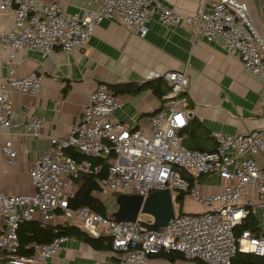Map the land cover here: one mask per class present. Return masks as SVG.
Instances as JSON below:
<instances>
[{
    "label": "built area",
    "instance_id": "1",
    "mask_svg": "<svg viewBox=\"0 0 264 264\" xmlns=\"http://www.w3.org/2000/svg\"><path fill=\"white\" fill-rule=\"evenodd\" d=\"M81 2L82 16L64 11L55 0H0V11L11 14L10 27L0 29L1 47L45 56L55 48L72 51L87 42L95 26L106 18H116L126 29L144 37L149 18L156 15L163 25L179 24L194 36L219 39L224 50L237 56L243 68L260 80L257 107L264 109V37L245 1L208 0V10L193 14H181L159 0ZM91 4L96 7L90 9ZM10 56L0 81V135H8L1 151L7 164L14 166L17 150L9 130L22 124L26 134L39 137L44 120L29 108L18 113L11 93L37 94L44 74L30 70L17 75L14 54ZM147 77H161L170 85L161 107L150 116L149 131L112 122L111 116L123 100L107 84L98 83L77 123L65 136H51L50 148L29 167L33 191L8 194L0 182V264H48L69 236L32 241L25 246L31 254L25 256L18 253L17 229L23 221L37 219L47 225L56 218L93 237L108 235L113 261L104 264H149V256L162 250L177 251L185 260L200 264H231L238 251L264 256V126L237 134L213 132L216 146L212 150L186 148L180 135L189 118L185 106L190 82L185 70L150 71ZM69 148L84 157L68 155ZM87 157H102L107 162L94 164ZM81 174L96 176L105 194H140L145 198L153 191L168 189L173 199L178 193L185 194L203 211L175 212L161 228H151L139 217L116 221L88 206L68 205L67 185ZM206 174H215L223 181L218 192L201 191L196 179ZM256 211L260 213L259 232L244 229L235 234L234 227Z\"/></svg>",
    "mask_w": 264,
    "mask_h": 264
},
{
    "label": "crops",
    "instance_id": "2",
    "mask_svg": "<svg viewBox=\"0 0 264 264\" xmlns=\"http://www.w3.org/2000/svg\"><path fill=\"white\" fill-rule=\"evenodd\" d=\"M38 1L48 3L52 0ZM55 1L66 12L83 15L81 0ZM159 1L181 14L209 9L208 0ZM243 1L247 3L255 27L264 37V0ZM95 7V4L90 5V9ZM10 25L11 14L0 11V29L9 28ZM147 29L146 35L140 37L126 29L116 18H106L95 26L87 42L72 51L55 48L48 56L36 51L4 49L0 45V81L6 75L11 53L14 54L17 75L26 74L30 70L44 74L41 90L37 94L18 91L11 93L12 103L18 113L22 114L25 108H29L33 115L42 117L44 121L42 135L39 137L26 134L22 124L9 130L17 150L14 166L7 164V158L1 151L8 135H0V182L5 193L23 194L33 191L28 176L29 167L50 148L51 136H65L70 127L77 123L89 93L98 83L107 84L123 100L122 107L111 116L112 122H126L131 127L149 131L150 116L161 107L163 97H158L150 88L135 93H122L121 89L128 83L158 80L166 94L170 90L169 83L161 77L148 78V73L168 69L185 70L190 82L185 109L192 112V117L201 122L205 134H209L205 150H212L216 146L213 132L237 134L264 126V109L261 111L257 107L260 80L243 68L237 56L227 53L219 39L208 41L204 37L194 36L183 25H163L156 15L149 18ZM200 178L197 184L203 193L218 192L222 187L223 181L215 174H206ZM76 188L74 182L69 183L68 195ZM101 195L107 196L103 192L96 193L102 200ZM116 196L112 195L114 200ZM176 196L172 198L175 212L176 208H180L178 213L203 211L200 204L185 194H182L180 206L175 200ZM247 219L257 229L249 230L258 233L261 226L260 213L256 211ZM146 221L152 224L153 219L149 215ZM65 222L70 224L56 218L48 225ZM111 261L113 258L109 252L94 251L88 245L69 237L60 252L47 263L104 264ZM149 264L166 262L149 258Z\"/></svg>",
    "mask_w": 264,
    "mask_h": 264
},
{
    "label": "trees",
    "instance_id": "3",
    "mask_svg": "<svg viewBox=\"0 0 264 264\" xmlns=\"http://www.w3.org/2000/svg\"><path fill=\"white\" fill-rule=\"evenodd\" d=\"M161 81L158 80H148L144 81L140 84L137 83H128L123 86L120 92L126 93H135L142 89L150 88L152 92L156 94L158 97H163L165 91L162 90ZM169 88L166 89V91ZM180 135L182 136V145L189 149H198L205 150L207 149L209 140V134H205L203 130V126L201 122L192 117L189 119L188 124L185 128L180 131ZM66 153L70 156H73L77 159L84 157L79 152L74 150L73 148H69L66 150ZM94 164L104 163L106 164L107 159L102 157H87ZM101 174V173H100ZM98 174L97 176H100ZM73 182L77 185L75 191L67 196L68 205L70 207L77 206H88L93 211L102 214L107 217H112V213L107 209L106 204L96 196L97 192H102L101 188L97 184L96 176L81 174L77 178L73 179ZM113 195V194H112ZM176 202H182V193L176 196ZM180 209V208H179ZM149 227L154 228V226L145 222ZM54 228H57V231H54ZM255 225L250 222L249 219L241 222V224L236 225L234 227L235 234H239L241 230L244 229H252L253 231H257L255 229ZM67 235L72 237L86 245H88L94 251H103L110 252L111 251V238L108 235H102L100 237H93L80 229L77 225H71L67 222L50 226V225H42L39 221L29 220L23 221L19 224L17 229V235L20 242V250L19 254L28 256L30 255V250L25 246L26 244L37 241V242H48L52 240L57 235ZM149 258H157L166 262V264H178V262L184 261V257L181 253L177 251H160L158 253L152 254ZM197 264H200V261H196ZM231 264H264V256H256L250 253L237 252L235 256L231 260Z\"/></svg>",
    "mask_w": 264,
    "mask_h": 264
},
{
    "label": "water",
    "instance_id": "4",
    "mask_svg": "<svg viewBox=\"0 0 264 264\" xmlns=\"http://www.w3.org/2000/svg\"><path fill=\"white\" fill-rule=\"evenodd\" d=\"M188 116L191 118L192 112ZM115 203L117 208L112 212V218L116 221H135L141 213H145L152 217L155 228H161L175 215L174 202L168 189L153 191L145 198L140 194H118Z\"/></svg>",
    "mask_w": 264,
    "mask_h": 264
},
{
    "label": "rangeland",
    "instance_id": "5",
    "mask_svg": "<svg viewBox=\"0 0 264 264\" xmlns=\"http://www.w3.org/2000/svg\"><path fill=\"white\" fill-rule=\"evenodd\" d=\"M202 178H200L201 180ZM198 179H196L197 181ZM104 194V193H103ZM107 196H103L101 195L102 197V200L104 201L105 204H107V209L109 210L110 213H112L113 211L116 210L117 208V205L115 203V200H114V197H112V194H109V193H106ZM110 196V197H109ZM115 196V195H114ZM110 198V199H109ZM180 209L176 208V212H179ZM139 218L141 221H146L148 218H149V215L145 214V213H141L139 215ZM177 264V263H176ZM178 264H197L196 261H190V260H184V261H181V262H178Z\"/></svg>",
    "mask_w": 264,
    "mask_h": 264
}]
</instances>
